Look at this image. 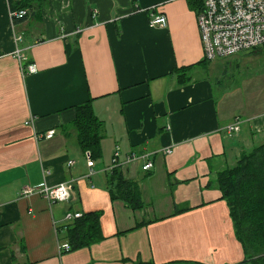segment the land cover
<instances>
[{"label": "crops", "instance_id": "1", "mask_svg": "<svg viewBox=\"0 0 264 264\" xmlns=\"http://www.w3.org/2000/svg\"><path fill=\"white\" fill-rule=\"evenodd\" d=\"M202 2L45 0L16 24L0 0V264H244L218 178L264 143L255 139L264 135V91L242 95L209 74L217 65L204 58ZM157 14L165 26L150 25ZM90 99L104 126L92 175L74 126ZM237 119L241 129L230 135ZM117 146L143 209L111 196ZM66 181L69 202L22 194ZM67 211L99 212L103 238L60 252Z\"/></svg>", "mask_w": 264, "mask_h": 264}, {"label": "trees", "instance_id": "2", "mask_svg": "<svg viewBox=\"0 0 264 264\" xmlns=\"http://www.w3.org/2000/svg\"><path fill=\"white\" fill-rule=\"evenodd\" d=\"M44 1L9 0L12 10L28 11L25 17L15 18L14 22L26 20ZM91 101L77 106L74 126L82 150L90 152L93 159H99L104 126L95 115ZM107 179L114 200H122L134 210L145 207L139 182L127 179L121 167H114ZM218 181L222 197L230 207L236 235L244 248V264H264V143L244 153L236 166L220 172ZM64 227L69 251L91 246L103 238L97 211L85 213Z\"/></svg>", "mask_w": 264, "mask_h": 264}, {"label": "built area", "instance_id": "3", "mask_svg": "<svg viewBox=\"0 0 264 264\" xmlns=\"http://www.w3.org/2000/svg\"><path fill=\"white\" fill-rule=\"evenodd\" d=\"M9 2V0H8ZM28 14L26 9L12 10L10 16L23 18ZM198 27L201 35L204 58L212 61L218 58H228L238 54L243 50H254L264 45V0H203L197 13ZM167 19L163 14L152 15L151 26H165ZM17 45L14 50L15 56L22 62L26 60L23 49L18 44L22 41V35H15ZM24 72L34 73L37 67L34 64L25 66ZM241 129V119H237L226 127V131L232 135L239 133ZM53 131L41 133L37 137H51ZM167 153L172 149L168 148ZM145 157V156H142ZM120 149L117 146L112 157V162L108 169L111 171L114 167H121L119 160ZM135 159V156L128 157V160ZM86 159L90 167V175L96 172L95 161L90 152H86ZM74 165L75 161L68 162ZM154 162L146 159L143 170L151 171ZM74 188L71 181L61 182L55 186L42 185L40 187L26 186L22 194L27 196L31 194H40L50 203L69 202L72 199ZM83 215L81 212L67 211L65 214L66 225ZM65 225V226H66ZM70 245L68 242L60 245V252H68Z\"/></svg>", "mask_w": 264, "mask_h": 264}, {"label": "rangeland", "instance_id": "4", "mask_svg": "<svg viewBox=\"0 0 264 264\" xmlns=\"http://www.w3.org/2000/svg\"><path fill=\"white\" fill-rule=\"evenodd\" d=\"M249 54H251L249 50H243L235 58L228 57L232 59L231 64L228 63V65H225V60L228 58L215 59L212 65L217 66L213 67L209 74L215 81L224 79L231 89L239 87L242 95H255V92L258 94L264 91V45L260 46L257 53ZM233 61L235 64H232ZM255 139L256 144H259L263 142L264 135L257 136Z\"/></svg>", "mask_w": 264, "mask_h": 264}, {"label": "bare ground", "instance_id": "5", "mask_svg": "<svg viewBox=\"0 0 264 264\" xmlns=\"http://www.w3.org/2000/svg\"><path fill=\"white\" fill-rule=\"evenodd\" d=\"M20 48V47H19Z\"/></svg>", "mask_w": 264, "mask_h": 264}]
</instances>
